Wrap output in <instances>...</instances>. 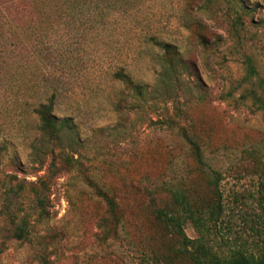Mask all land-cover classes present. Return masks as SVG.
<instances>
[{"label": "rangeland", "instance_id": "obj_1", "mask_svg": "<svg viewBox=\"0 0 264 264\" xmlns=\"http://www.w3.org/2000/svg\"><path fill=\"white\" fill-rule=\"evenodd\" d=\"M152 37L172 44L183 63L169 66ZM247 59L255 72L246 80ZM119 68L140 95L114 77ZM54 90V113L69 118L79 144H60L76 162L70 170L58 162L50 214L37 218L29 182L45 173L54 144L34 109ZM252 90L264 104V0H0V192L21 183L12 205L37 219L24 242L0 214V264H41L40 256L48 264H136L123 231L104 241L96 222L94 184L119 170V199L136 206L139 185L153 179L191 178L208 196V171H217L222 211L207 238L219 252L255 251L264 242V110ZM212 117L217 136H202L195 120ZM183 126L201 135L209 169L189 170ZM132 230L137 240L141 231ZM184 230L198 236L189 223Z\"/></svg>", "mask_w": 264, "mask_h": 264}, {"label": "trees", "instance_id": "obj_2", "mask_svg": "<svg viewBox=\"0 0 264 264\" xmlns=\"http://www.w3.org/2000/svg\"><path fill=\"white\" fill-rule=\"evenodd\" d=\"M243 10L249 13L248 8L245 7ZM151 41L163 51L164 60L169 66L183 63V59L177 56L179 53L172 44L153 37ZM246 69L247 80L255 72L250 59H247ZM114 77L134 94L142 93V87L125 69L119 68L114 73ZM249 96L258 109L264 110V104L255 91H250ZM56 100L57 91L54 90L45 98L44 102L37 103L34 109L41 134L47 139H51L54 144L48 150L52 155L45 173L35 181L29 182L32 185L30 191L34 205L39 209L37 218L50 214L51 178L62 172L58 162L62 161L67 170H70L73 163L76 162L59 147L60 144L63 140L70 145L79 144L69 118L54 113ZM199 119L197 118L195 121L204 126L201 129L202 136H217L215 129L220 125H214L220 123V120L215 117L205 122L204 120L199 121ZM180 132L195 161V165L193 163V167H190L189 170L201 169L204 171L203 169L208 166L199 145V140H202L200 139L201 135L197 134L198 132L195 133L196 135L191 133L184 126L180 128ZM205 142L207 143L206 140ZM2 149L3 146L0 145V153ZM139 157L142 158V156ZM159 170H161L158 171L160 177L167 172V167ZM259 170L260 188L263 193L261 200L264 203V166ZM123 175L124 173L119 170L116 171L115 180H111V177L107 175L101 186L94 184L95 195L101 200V206L96 210V222L102 230L101 239L104 241L120 238V231H123L124 240L133 251V259L136 264H264V242L255 251L234 248L228 252H219L207 238L209 230L216 225L222 211L217 171L212 169L208 171V177H206L208 196L201 194L197 189L194 190L191 183L194 180L191 178L177 181L164 180L157 185L153 184V179L147 185L138 184L141 192L139 199H143L139 206L120 200L125 195L124 190L121 196L119 195V189L125 188ZM146 177L143 176L144 179ZM153 178L156 180V173ZM21 191L22 184L19 182L15 185H6L2 189L0 192V214L12 225L11 238L31 242L32 237L34 238L32 235L33 222L37 219H34L32 213H23L20 211L21 209H16L12 205L13 198L17 200ZM187 223L198 232L197 237L190 238L186 235L184 226ZM134 227L138 230L137 232L141 231L137 240V236L130 237V232H133L132 228ZM39 259L41 264H48L45 257L40 256Z\"/></svg>", "mask_w": 264, "mask_h": 264}]
</instances>
